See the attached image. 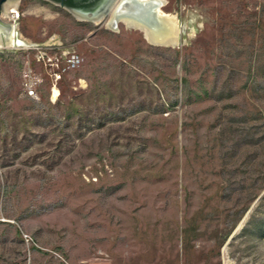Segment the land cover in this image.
Returning a JSON list of instances; mask_svg holds the SVG:
<instances>
[{"label": "rangeland", "instance_id": "1", "mask_svg": "<svg viewBox=\"0 0 264 264\" xmlns=\"http://www.w3.org/2000/svg\"><path fill=\"white\" fill-rule=\"evenodd\" d=\"M165 1L177 48L21 0L83 61L53 103L0 54V264H264V0Z\"/></svg>", "mask_w": 264, "mask_h": 264}, {"label": "built area", "instance_id": "2", "mask_svg": "<svg viewBox=\"0 0 264 264\" xmlns=\"http://www.w3.org/2000/svg\"><path fill=\"white\" fill-rule=\"evenodd\" d=\"M23 13L21 12V1L15 8V11L9 15H5L4 6L0 9V35L4 36L5 41H14V47L4 48L0 50V54L4 52H20L28 55L29 61L26 62V68L23 72V87L26 96L32 99L38 98V87L42 83L41 76L37 75L32 67V61L36 66L46 69L51 80L50 100L54 90L58 92V98L61 95L60 83L64 81L66 76L80 68L82 57L74 44H70L61 39L57 34L47 36L43 41H32L26 38L20 31V21ZM10 26L8 34L7 27ZM32 58V61L30 60ZM4 224H14L5 213L4 204L0 200V226ZM25 242L30 244L31 238L24 235Z\"/></svg>", "mask_w": 264, "mask_h": 264}, {"label": "bare ground", "instance_id": "3", "mask_svg": "<svg viewBox=\"0 0 264 264\" xmlns=\"http://www.w3.org/2000/svg\"><path fill=\"white\" fill-rule=\"evenodd\" d=\"M112 0H107L111 2ZM145 4V7L136 6L132 0H114L109 5L107 16L94 17L81 14H73L80 21H90L96 25L105 23L107 27L116 29L119 24H123L127 29L140 32L144 39L153 46L177 48L182 46L185 41L182 37V30L179 19L174 13L166 11L167 2L165 0H138ZM19 4V0H8L4 5L5 15H9ZM156 4V9L150 6ZM32 10L30 7L27 12L34 14V11L45 12L46 18L52 15L44 8ZM14 41H5L4 36L0 35V50L13 48ZM57 90H54L51 100L58 98ZM226 264V261H225Z\"/></svg>", "mask_w": 264, "mask_h": 264}, {"label": "water", "instance_id": "4", "mask_svg": "<svg viewBox=\"0 0 264 264\" xmlns=\"http://www.w3.org/2000/svg\"><path fill=\"white\" fill-rule=\"evenodd\" d=\"M8 0H0V9H2L3 8V6L5 5V3L7 2ZM19 1H21V0H19ZM132 2L136 5V6H138V7H145L146 5L145 4H143V3H141V2H139L138 0H132ZM152 8H153V10H155L156 9V4H151L150 5ZM109 3H105L104 5H102V6H100L99 8H97L96 10H94V11H83V10H78V9H73V8H67V10L71 13V14H75V13H77V14H81V15H85V16H96V17H101V16H107V14L109 13L108 11H109ZM0 26H2V23H1V21H0ZM10 26L9 27H7V31H8V34H9V32H10ZM8 37L9 36H7L5 39L7 40L8 39ZM241 229H243V221L240 223V225L238 226V228H237V230L236 231H240ZM233 238H234V236H232L230 239H229V241H228V243H227V245L233 240Z\"/></svg>", "mask_w": 264, "mask_h": 264}, {"label": "flooded vegetation", "instance_id": "5", "mask_svg": "<svg viewBox=\"0 0 264 264\" xmlns=\"http://www.w3.org/2000/svg\"><path fill=\"white\" fill-rule=\"evenodd\" d=\"M44 1L49 4L65 8L66 10L67 8H73L83 11H94L100 6L104 5L107 0H44ZM111 2H108L109 5L111 4Z\"/></svg>", "mask_w": 264, "mask_h": 264}]
</instances>
